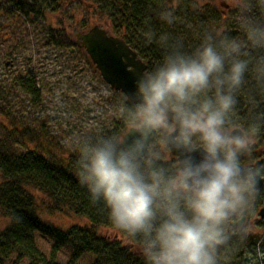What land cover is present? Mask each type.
<instances>
[{"label":"clouds","instance_id":"clouds-1","mask_svg":"<svg viewBox=\"0 0 264 264\" xmlns=\"http://www.w3.org/2000/svg\"><path fill=\"white\" fill-rule=\"evenodd\" d=\"M238 48L227 40L217 47L204 34L190 51L163 49L123 96L132 102L121 109L124 138L101 137L78 149L80 183L110 225L135 241L145 264H221L237 216L240 235L248 236L264 164H246L259 126L232 119L247 69L233 58ZM162 149L178 155L174 170L157 164Z\"/></svg>","mask_w":264,"mask_h":264},{"label":"trees","instance_id":"trees-1","mask_svg":"<svg viewBox=\"0 0 264 264\" xmlns=\"http://www.w3.org/2000/svg\"><path fill=\"white\" fill-rule=\"evenodd\" d=\"M94 1L109 17L111 35L124 39L148 65V71L159 62L163 49L190 51L199 45L204 34H211L217 47H222L226 40L238 44L233 58L245 61L247 69L236 93L232 119L243 127L258 125L254 141L264 144V0H245L249 11L245 22L224 19L210 7H200L196 0ZM46 3L0 0V8L29 18L42 15ZM169 12L172 16L167 17ZM163 36L166 41L160 39ZM51 39L61 47L79 48L64 32L52 34ZM19 88L34 103L40 102L33 74L20 79ZM126 104L132 105L129 101ZM2 111L3 116H11L9 107ZM13 123V129H9L0 122V219L9 221L0 229V264H60L58 255L65 249L71 251L66 264H79L88 256L93 257L92 264H145L135 241L110 225L103 205L93 203L87 188L80 183L76 169L78 149L56 154L44 143L47 138L34 133L26 137L15 129L21 126L20 120ZM123 128L126 133L125 121ZM114 134L117 135L111 132L102 137ZM174 161L170 152L162 149L157 164L174 170ZM36 194H44L47 200L38 201ZM263 206L264 193L250 213ZM56 214L86 219L89 224L62 228L42 219L44 215ZM102 228L114 231L115 236L100 234ZM227 230L232 238L220 249L221 264H240L247 249H264V235L248 234L244 238L240 228L233 229L231 224ZM36 233L53 243L49 256L38 249Z\"/></svg>","mask_w":264,"mask_h":264},{"label":"rangeland","instance_id":"rangeland-1","mask_svg":"<svg viewBox=\"0 0 264 264\" xmlns=\"http://www.w3.org/2000/svg\"><path fill=\"white\" fill-rule=\"evenodd\" d=\"M46 1L42 15L29 18L15 12L9 14L3 6L0 8V122L13 129L14 120H20L21 126L15 128L20 134L27 137L34 133L47 138L44 143L59 155L93 143L107 133L116 132L123 139L126 133L121 109L127 105L122 101L124 95L103 80L84 49L61 47L51 39L52 34L64 32L76 43L77 35L87 33L94 26L112 34L109 17L94 0ZM196 2L229 21L249 19L245 0ZM29 74L35 76L40 91L38 103L19 88V80ZM3 107H9L11 116L2 115ZM2 132L0 125V135ZM262 154L264 144L254 141L246 164L260 160ZM36 196L38 201L47 200L44 194ZM261 208L246 218L250 235H264L263 220H258ZM42 219L62 228L89 224L86 219L61 214L44 215ZM8 223L7 219H0V229ZM99 232L109 236L116 234L105 228ZM35 242L44 255H50L51 241L36 233ZM70 256L71 251L65 249L59 253L58 262L66 264ZM93 261V257L88 256L79 264ZM240 264H264V249H247Z\"/></svg>","mask_w":264,"mask_h":264},{"label":"water","instance_id":"water-1","mask_svg":"<svg viewBox=\"0 0 264 264\" xmlns=\"http://www.w3.org/2000/svg\"><path fill=\"white\" fill-rule=\"evenodd\" d=\"M76 44L86 51L103 80L123 95L132 92L134 81L148 71V65L124 39L109 34L106 29L99 26H94L87 33L77 35ZM170 154L178 159V155L171 152ZM257 164H264V159L251 165ZM241 219L237 216L231 222V227L241 228ZM258 220H264V206L259 211Z\"/></svg>","mask_w":264,"mask_h":264},{"label":"flooded vegetation","instance_id":"flooded-vegetation-1","mask_svg":"<svg viewBox=\"0 0 264 264\" xmlns=\"http://www.w3.org/2000/svg\"><path fill=\"white\" fill-rule=\"evenodd\" d=\"M260 159H264V155H263V154H262V158H260ZM255 162H256V161H255ZM255 162H254V163H255ZM252 164H253V163H252ZM249 165H251V164H249Z\"/></svg>","mask_w":264,"mask_h":264}]
</instances>
